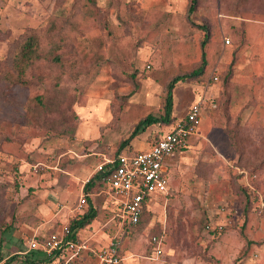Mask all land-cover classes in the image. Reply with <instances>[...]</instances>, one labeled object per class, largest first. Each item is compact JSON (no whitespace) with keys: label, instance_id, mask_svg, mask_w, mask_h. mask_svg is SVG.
I'll return each mask as SVG.
<instances>
[{"label":"rangeland","instance_id":"rangeland-1","mask_svg":"<svg viewBox=\"0 0 264 264\" xmlns=\"http://www.w3.org/2000/svg\"><path fill=\"white\" fill-rule=\"evenodd\" d=\"M191 4L96 0L88 10L85 0H0V264L39 263L36 252L19 255L24 229L50 233L78 217L104 159L139 121L164 114L169 82L203 59L202 75L173 89L172 121L155 123L157 131H169L196 100L193 88L217 84V108L170 167L168 196L154 195L124 240L122 264H264V0ZM33 34L44 52L60 46L61 62L38 61L29 84L15 85L13 60ZM37 95L58 99L57 111L38 116ZM89 192L102 229L110 214L101 191ZM115 233L107 225L102 244ZM153 237L162 239L159 259Z\"/></svg>","mask_w":264,"mask_h":264},{"label":"built area","instance_id":"built-area-1","mask_svg":"<svg viewBox=\"0 0 264 264\" xmlns=\"http://www.w3.org/2000/svg\"><path fill=\"white\" fill-rule=\"evenodd\" d=\"M264 35V32H263ZM224 46L231 45L229 39ZM217 81V78H212ZM214 109L212 100L201 97L193 103L184 118L171 129L156 137L151 148L144 152L125 155L117 154L97 168L96 173L108 172L104 197L119 201L120 211L117 215L116 233L110 243L100 249H91L86 244L71 237L70 225L75 218L68 219L63 226L42 239H27L29 251L41 252L46 264H75L80 258L91 256L95 264H120V252L130 231L138 224L144 201L156 194L168 193L169 180L164 164L172 159L177 150L184 147L189 138L196 135L206 105ZM87 193L78 199L76 211L83 215L86 211ZM153 256L159 259L163 255L162 239L153 237Z\"/></svg>","mask_w":264,"mask_h":264},{"label":"trees","instance_id":"trees-1","mask_svg":"<svg viewBox=\"0 0 264 264\" xmlns=\"http://www.w3.org/2000/svg\"><path fill=\"white\" fill-rule=\"evenodd\" d=\"M96 0H85V6L88 10H90V5L95 4ZM194 3H196V0H192V4L189 7V11H193L194 10ZM61 50L60 46H57L56 44H52L50 46V49L46 52H44L40 45H39V41L36 38V35H29L25 41L22 43V45L20 46L19 52L17 54V56L14 58L13 60V64H12V69L14 71V84L15 85H28L29 82L27 80L26 77V73L27 70L30 67H33L35 63H37L38 61H42L44 60V62H48L51 64H59L61 62V57L59 55H55L56 52H59ZM203 64L204 63V59L202 61V66H200L196 71H194L193 73L187 75V76H180V77H175L173 78L172 81L169 82L168 86H167V90H166V98H165V105H164V114L161 115L160 117H154L152 115L147 116L146 118H144L143 120L139 121L136 126L133 128L132 133L130 134L129 138L122 143V147L124 145L127 144V142L137 136L138 134L144 132L149 126H151L152 124L161 122L163 124H169L172 121V110H173V89L175 87V85L178 82L181 81H187V79L190 78H196L200 75H202V71H203ZM33 102L36 105V109L38 116H43L46 113H51L54 111H57L56 106L59 105V101L58 99H56V101H51L50 102H46L44 100V97H42L41 95H37L35 97H33ZM213 103L215 104V108L213 110H215L217 108V102L216 99L213 100ZM211 110V109H210ZM174 125V124H172ZM160 133H158V135L155 136L158 137ZM108 178V172H102V173H96L91 180L89 181V183L85 186V190L88 194H90L89 191H91L92 187H96L99 191H102L106 185V181ZM245 194V193H244ZM248 200V197L246 196V201ZM148 213H150V210L147 206V201H144L143 203V207H142V213L141 216L139 218L138 224L134 227H138L144 216L147 215ZM96 214L92 209H89L88 211H86L83 215L78 216L75 218V220L71 223L70 225V230H71V237L73 239L76 238V233L79 230L84 229L86 226L90 225L93 220L95 219ZM133 228V229H134ZM9 229V228H8ZM54 231H52L51 233H53ZM151 251L154 252V245L151 243V240L149 242ZM120 257H121V252H120ZM10 260L5 261L4 264H7ZM45 262V261H44Z\"/></svg>","mask_w":264,"mask_h":264},{"label":"crops","instance_id":"crops-1","mask_svg":"<svg viewBox=\"0 0 264 264\" xmlns=\"http://www.w3.org/2000/svg\"><path fill=\"white\" fill-rule=\"evenodd\" d=\"M258 40L259 39L256 38V39H253L251 41L253 47H254V45L258 47V45H257L259 43ZM179 83L180 82H178L177 84H179ZM191 85H193V84H191ZM200 88H202V89L200 90ZM174 89H175V87H174ZM218 92H219L218 85L215 83L214 84H207V86L201 85L197 89L196 88L191 89L190 94H194V97L197 96L196 100H191L190 103H188L182 107L181 112H180L182 114H179L180 115L179 118H181V119L184 118L189 107L193 103H195L197 100H199L201 97L205 98L206 100H212L213 101L218 96ZM209 110L210 109H209L208 104H207L205 111L202 114V119H201L202 121L208 115ZM179 118H178L177 122L179 120H181ZM152 125H153L152 127L149 126L150 128L148 127L144 132H142V133L138 134L137 136L131 138L127 142V144L122 147V143H124L129 137L125 141H123L120 145V152L117 154L131 155V154H136L139 152H144V151L149 150L151 148V146L153 145V143L155 142V139H156L155 136L158 135V133H160V131H157L158 126L156 124H152ZM199 129L197 130L196 135H194L188 139V141L184 147L177 150L175 156L172 159H169L165 162L164 167H165L166 174H167L168 180H169L168 193L166 195H161V194H156V195H160V197L168 196L169 190H170V184H171L170 167L174 166L173 162L176 159L183 157V155L190 150V147L192 146L194 139H199L200 137H202ZM162 134H164V133H160L159 135H162ZM136 139L145 143V146L143 148H138V146H134L135 145L134 141ZM100 195H101V199H102V209L105 211L106 214H108V215L110 214V217L106 222V225L101 226L102 229H100L99 220H97V218H96V220L95 221L93 220V222L87 227V229L79 230L76 233V238H75V239L81 241L82 243L86 244L91 249H100V248L107 246L110 243L112 237H111V239L109 238L110 240H108V242L106 244H102V239H101L100 233H102V231L105 229V227H107V225H113L114 227H116L117 215L120 211V204H119L118 200L106 198V197H104L102 192L100 193ZM153 196H151L148 200H146L149 210L151 208L150 204L153 201L152 200ZM90 197H91V194H88L87 205H86L85 211L92 209L96 214V213H98V210L96 209L95 203H93V205L89 204V198ZM98 197H100V196H98ZM60 214H62L61 211L57 212L56 217H58ZM79 216H81V215H79ZM42 230L43 229L41 227H37L35 229H24L23 235H25L24 246L26 247V251L25 252H19V255L25 256V255L31 254L32 252H35V251H29L27 244H26V241H27V239H30L32 237H35L37 239H42L43 237H46L47 235H49L51 233V232L50 233L44 232ZM13 236H15V235H13ZM36 253L38 254V256H37L38 259H40L38 264H46V262H44L43 254L41 252H38V251ZM122 261L120 264H122ZM153 262H157V261H153ZM75 264H95V260L89 255V256H86L84 258H80Z\"/></svg>","mask_w":264,"mask_h":264}]
</instances>
